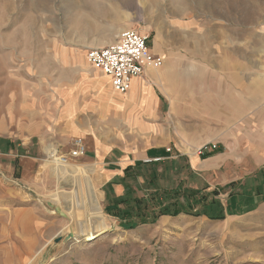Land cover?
Returning a JSON list of instances; mask_svg holds the SVG:
<instances>
[{"label":"rangeland","instance_id":"1","mask_svg":"<svg viewBox=\"0 0 264 264\" xmlns=\"http://www.w3.org/2000/svg\"><path fill=\"white\" fill-rule=\"evenodd\" d=\"M124 29L149 34L163 60L149 68L168 95L159 124L178 141L187 130L210 133L195 152L224 161L195 171L171 144L158 156L167 160L160 186L203 190L194 212L152 203L156 217L150 210L143 223L126 210L133 204L106 209L107 185L122 177L106 182L99 142L115 149L107 161L121 163L159 147L164 133L137 136L143 131L127 122L74 112L83 90L95 102L89 90L107 88L88 50ZM78 137L87 152L71 158ZM55 149L69 157L59 161L64 176ZM139 184L131 183L147 193ZM123 187L115 184L112 198L125 196ZM85 204L108 225L89 240L75 236L96 226ZM11 211L27 220L14 225ZM0 264H264V0H0Z\"/></svg>","mask_w":264,"mask_h":264},{"label":"crops","instance_id":"2","mask_svg":"<svg viewBox=\"0 0 264 264\" xmlns=\"http://www.w3.org/2000/svg\"><path fill=\"white\" fill-rule=\"evenodd\" d=\"M149 68L150 67L146 69L142 76L133 78L131 89L128 92L122 94L116 93L114 90H112L113 86L111 78L107 75H104L102 80L106 83L107 88L103 89L102 92L100 89L95 88L89 90L91 97L93 99L98 98V100L95 102L88 101L90 96L87 95L86 90L88 89L86 88L83 90V92H81L83 93L82 98L84 99V102H82L81 105L77 104L73 106L75 108V113H96L99 115V119L101 121L109 120L113 123L127 122L129 127L132 129L135 128L139 130V132L143 131L139 135L137 133V136L153 135L158 129L164 131L162 137L159 138V147L153 146L146 150L143 155L136 156L131 160L130 158H119L121 163L116 160L107 161L105 155L111 153L110 151L112 148L109 147L107 149L106 145L103 144V141L99 142V151L100 153L102 152L104 154V157L98 156L95 163L102 165L106 170L104 172V177H108L106 182L113 177H122L124 175V168H126L128 165L135 164L137 161H149L151 159L160 158L158 156L165 154L167 155L164 147L168 146V144H171L175 148H179L178 150L180 151L177 152V160L182 158L187 159L188 156L189 162L195 171L214 169L224 162L220 155L215 156L216 152L211 153L212 151H206V154L204 155H199L197 152H195L197 149L201 148L203 144L208 143L213 138V135L211 136L210 133L207 136L208 138L204 139L199 133L197 134V132L193 130L188 132L187 130L184 136L182 134L179 142L178 139H176V137L172 134L169 127L159 124V122H161L163 119V108L165 106V102L168 100V95L160 92L159 89H157L160 79H158L155 76L153 70ZM198 90L199 88L197 91ZM79 94L80 93H78V96ZM213 120L215 119H212V121ZM182 146L186 147L185 150L187 151L181 149ZM114 150L115 149L113 148L112 151L114 152ZM188 150L191 151L188 152ZM120 151L124 153L128 152L122 148ZM133 152H138V150H133ZM179 155H181L182 158L179 157ZM245 184L246 183L244 182L242 186ZM116 187H121L124 189L123 185L121 184H116ZM117 189L118 188H116V190ZM22 215L23 213L21 211H11V214L9 213V217H11L12 222L14 221V225H19L21 220H24L22 218L20 219Z\"/></svg>","mask_w":264,"mask_h":264},{"label":"trees","instance_id":"3","mask_svg":"<svg viewBox=\"0 0 264 264\" xmlns=\"http://www.w3.org/2000/svg\"><path fill=\"white\" fill-rule=\"evenodd\" d=\"M179 157L182 158L181 155ZM185 159V158H182ZM179 159L178 161H182ZM167 160L162 159H151L149 161H137L135 164L128 165L124 169V175L120 180L110 182L106 188L108 193V199L106 204V209L109 211L113 210H124L123 205L126 203L133 204L131 208H128V212L136 211L137 215H140V222L147 223L149 222L150 215L156 212V205L163 207L162 213L169 212V214H178L179 212H194L195 204L204 201V194L202 189H190L183 186L174 187H163L160 186V181L163 178L164 170L161 169ZM142 179L143 183L139 184L138 179ZM136 182L141 188L146 187L147 193L145 191L132 188L131 183ZM115 184H121L125 186L127 192L125 196L117 197L114 195L112 198L113 192L110 190ZM181 195H186V198L191 200L189 203L182 201L180 198ZM175 197V198H174ZM173 198V200H172ZM186 199V200H187ZM164 200V202L162 201ZM161 203V204H158ZM153 211L148 216V212ZM199 213V212H196ZM156 214H154V217Z\"/></svg>","mask_w":264,"mask_h":264},{"label":"built area","instance_id":"4","mask_svg":"<svg viewBox=\"0 0 264 264\" xmlns=\"http://www.w3.org/2000/svg\"><path fill=\"white\" fill-rule=\"evenodd\" d=\"M149 38V34L124 29L116 41L90 48L87 58L95 68L111 78L114 90L126 93L131 89L133 78L142 76L150 66L160 67L163 64L162 58L152 52ZM73 145L69 157L78 158L87 152V145L82 138H75ZM69 157L61 156L63 162H68Z\"/></svg>","mask_w":264,"mask_h":264},{"label":"bare ground","instance_id":"5","mask_svg":"<svg viewBox=\"0 0 264 264\" xmlns=\"http://www.w3.org/2000/svg\"><path fill=\"white\" fill-rule=\"evenodd\" d=\"M50 154H51V156L54 157L53 159H55V161H56V164H55V168L54 169L57 172H59V174H63V176H64L65 175V170H66V165L61 164L59 162V161L63 162L62 158H59L56 155L57 154L56 153V149L53 150L52 153H50ZM60 172H63V173H60ZM85 206H87V209H86ZM80 208H84V209L88 210V213L89 214L86 216V220L88 219V221L89 220L93 221L96 226L94 225L95 227H93V229H88V230L86 228L82 227L81 231L79 232V235H75L77 239H78V237L83 236L85 240H89V239L93 238L97 233H100L103 230H105V228H107L108 225H107L106 222H103V221L102 222L101 221H95L93 219L94 217H96L95 211H99V207L98 206H96V210H93V211H92V209H95V207L92 208L91 206L89 207L86 204L84 206H80Z\"/></svg>","mask_w":264,"mask_h":264},{"label":"water","instance_id":"6","mask_svg":"<svg viewBox=\"0 0 264 264\" xmlns=\"http://www.w3.org/2000/svg\"><path fill=\"white\" fill-rule=\"evenodd\" d=\"M51 206L55 208L56 211H58L61 215L66 216L65 213H63L58 206H54L52 203H49ZM73 233H70L66 239H69L70 237H73Z\"/></svg>","mask_w":264,"mask_h":264}]
</instances>
